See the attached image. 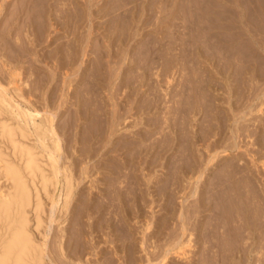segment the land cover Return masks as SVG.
Masks as SVG:
<instances>
[{
    "label": "rangeland",
    "instance_id": "1",
    "mask_svg": "<svg viewBox=\"0 0 264 264\" xmlns=\"http://www.w3.org/2000/svg\"><path fill=\"white\" fill-rule=\"evenodd\" d=\"M22 1L25 2L26 0H22ZM38 2H40V0H38ZM16 3H18V0H0V5H3L2 7H4L5 5L3 9H1L0 7V11H1L0 12V48H1L0 52L2 54H5V57H6L5 60L8 59L6 61H9L11 63V66H8V68L2 67L1 69V62H0V71H1L0 78L1 80H3L2 83L6 85L8 88H10V90L6 94L7 98L11 99L14 104L19 105L21 110L22 109L26 110L31 107H36L39 111L41 110L39 114L40 116L39 115L37 116L36 122H40V120L44 116H46V113L44 112V110H47V108L49 110H51L52 108V110L57 111V115L54 120L55 121L54 126L57 129L59 136H62L61 137L63 138L62 146H64L61 163L64 162L65 164H71L72 160L76 162V160L79 159V160H83L82 166L87 167L88 178H84V175L82 176L83 181L78 187L79 190L77 189V192L80 195L77 193V195L79 196H76V198L79 197L80 201H83V202L85 200L84 197L86 196L89 198H93V200H95L93 201L95 202V206L98 205L96 202L98 203L100 202L102 204L106 203L107 208H106V205L104 204L103 205L104 207L102 206L100 207L101 209L99 208L100 210L98 209V206L96 207V209L94 208L92 210V211L95 210L94 211L95 214L94 212H92L91 214V211H90V214L88 212L87 215L91 219H88L87 215L83 217L82 219L83 224H81V226L82 225L84 226L83 229H84V232H86L83 235L85 234L88 235V236L85 235L86 237L83 236L84 239H81L84 242V244H86V246H89L88 240L91 238L89 233L92 232L93 229L91 226L96 220L97 222L101 221L100 223L102 224V222H104V219L106 218L112 219L114 217V219L112 220L115 221L117 219H120L119 218L120 213L121 215H123L122 213H125L126 208L127 210H130V211L132 210V212L129 211L130 218L128 217V220H130L129 222L132 227L131 231L134 232L133 234L135 238L137 239L140 238L139 231L141 230V226L143 222L142 220V222L137 223L138 218L136 216H139V214L143 213L142 215L144 219H146L147 223H151V229L152 230L154 229V232L156 233L154 237L149 239L147 244L148 245L151 244L152 247L163 246L164 244L166 245L172 244L175 236H178V237L179 235L181 236V232H180L181 230L179 229V222L177 219V214L180 211L181 206L182 207L186 206V208L184 207L187 210L186 216L191 215L190 217L191 219L187 217V222L189 220L187 231L185 232L181 240L187 241L189 237L188 234L193 233L191 237L193 238L192 243H191L193 247L186 248L187 250L186 252L188 253L189 260L193 261L194 264L196 263L197 264H211V263L212 264H216V263L226 264V261L228 264H237L236 259L238 260L242 253H243L242 257H245L244 255L248 257V258L245 257L244 259H242V264H244V262L245 264H251V263L253 264L254 261H255L254 264H264V250H263L264 249V239H263L264 233H262V236H261V233L259 236L257 235L256 241L259 243H257V245L254 244L252 247V249L254 250L258 249V250L256 252L255 251L250 252L249 251V249L251 248L250 244L252 243L250 242L251 239H249L250 230L249 229L241 230L242 228L239 227L240 225L239 223L241 222L237 223L239 219V213H240L239 208H237L238 206H236L235 203H232L231 204L232 206L230 205L231 207L228 205V208L227 209L225 208L223 210V215L221 216L222 219L221 218L217 219L218 214L222 213L218 211V208L217 210H215L216 208H213L216 213L212 210H207L204 208H203L204 210L202 211V208L199 209L198 207V200L196 201L197 196L190 197L191 195H189L190 193H188L190 192V189L192 188L191 184L188 183L186 176H183L185 174L180 172L181 170L179 168V165H176V164H180V167H181L182 165L185 164V161L186 163L187 161H190L191 157H194V158L196 157L195 159L198 162H200V164L202 165L207 160L206 158H208L211 155H215V152H216L217 153L216 156L217 157L219 156L218 158L216 157L217 160L215 158V160L213 161V163H215L216 165L214 167L210 166L209 169L211 171L209 172V176H206L207 180L203 182L202 184L200 183L201 186H199L203 190L202 191L199 188L200 191L204 192L203 197L208 198L207 194L209 193L211 188L214 187V185H211V184L214 183L213 179L216 175L215 173L218 171L217 172L218 174L221 171L229 170L227 173L229 174V177H232L231 179H233V181L238 179V182L240 181L241 185L245 184L244 186H241V188L242 187L244 188L243 192L245 193V195L246 196L249 195L248 196L249 198L251 196L255 197L253 200L255 202H251L252 205L248 200V203H247L249 204L248 210L250 212L251 211L256 212L254 214L259 213L261 216L259 214L258 215L262 217L261 219L264 221V146H263L264 145V142H263L264 141L263 139L264 138V93H263L264 92V0H49V3L51 4L50 18L53 19L55 23L56 22L58 23L54 24L53 26H50V23L46 21L47 18H45L47 26L45 25V22L42 23L45 27L43 29L45 30V32L44 33L42 32L44 35H42V33L39 32V34L41 33V36L40 35L39 36L42 39H41V42L38 44V46H35L36 43H34V45H31L32 43L30 42V39L34 37V35H32L30 32L32 31V28L28 29L24 25L30 22V20H32L33 17H34L33 20H36V18L38 21L39 19H42L40 21L44 20V18H39L38 16L39 14L37 12L39 8L35 9V11L32 12V13H35L36 15L35 14L33 15L32 13L31 15L29 12V15L31 16L28 17V13H27L28 5L24 4L23 2L22 3L20 2L23 5L22 7V5H19ZM19 6H21V10ZM15 9L17 11L16 13L18 15V18H16ZM23 11L26 13H23ZM24 16L26 19L24 18ZM33 22H37V21H33ZM6 26H9V27H6ZM3 28L6 30L4 31ZM5 42H9L11 44L13 43L14 45L17 44L19 55H20L18 58V61L13 57L15 55L14 52L4 47ZM57 45L60 48V50L65 51V52H70L75 47L79 49L80 53H79L78 61L79 60L80 61L79 62L77 61L75 63L76 65L74 64L73 67L64 66L65 68L63 67L60 69L59 66L57 65L58 62L55 58H50V60L48 59L49 52L52 51L55 47H57ZM69 45L71 46L69 47ZM83 46L86 47L85 53L82 50ZM26 47H28V49H26ZM80 48H81V51H80ZM113 54H116V55L114 56ZM44 55H46V58L44 60L45 62L37 61L39 59L41 60L42 57L40 56H44ZM111 55H113L115 58L110 57ZM242 55L244 56V58ZM97 56H100V57L102 56L100 58L101 60L100 63L102 65V68L103 67L104 68L102 69L103 73L100 76V78H96V80L97 79L101 80L102 78L101 84L97 83L95 85H98V86H95V85L93 86V84H91V81H93L94 79L93 77H90V75L94 71V67H97L96 65L99 64V61L98 62L96 61ZM172 59H174V61ZM13 65H15L17 72L19 74L18 79H20L18 82V85L21 86V91L18 93L19 97H16V93L13 92L15 84L13 83L9 84L11 81L15 82L13 79L10 78L11 75L9 74V70H8L9 67H13ZM144 65L147 67H145ZM38 66L42 67L40 73L37 72L36 70ZM48 67H50V69ZM80 67L81 69L78 72V74L81 71L85 70L84 77L85 79H87L85 81V79L83 78V80L80 81V83L83 82L81 84L79 82L77 83L79 76L76 75V73H74ZM113 69L115 70V72H113L114 71ZM50 71H52V73L54 71V73L57 74L56 75L57 77L55 76L56 78L53 82H51L52 73L50 74ZM65 71L66 73L70 72L73 75L69 73V77L67 78L69 80H66L67 83L65 85L68 88L66 86L64 88H61V78L62 76H65L66 74ZM38 74L39 76H43V77L47 76L48 77L47 79H49L50 77V80H47L46 84H44V87L40 89L37 88V84H36V76ZM70 75L73 77H71ZM87 82L89 83V86ZM112 82L115 84L116 94L114 95L115 98L111 99L109 95L110 94L109 85ZM34 84L36 85V87L34 86ZM84 84L85 86H88L89 88L88 87L83 88ZM83 89L85 90V92ZM37 90H38V93L36 92ZM90 91L91 92L97 91V92L91 93ZM79 92L82 93L83 96L84 94L85 96H87L86 93L88 94L90 92L87 97H89V95L91 94L92 95L94 94L93 95L94 97L91 95L92 97L91 99L83 98V100H85V102H88L90 104H91V101L93 102L94 100V103L90 105V109L92 108L91 110L93 109L95 110L96 108V110H100L98 111V113L102 112L101 114H104L101 118L103 120L102 125L103 126L105 125L104 126L105 130H107L106 127L108 126V124L106 126L105 123L106 122L109 123L112 112H116L115 113L116 118H115V123H114L115 126H113L114 131H115V134L113 135V140L116 141V139L118 140L120 138L119 140L123 142L124 140L132 138L133 140L129 139L128 141L136 142L137 146H139L140 144L142 148L150 146L147 151L143 152L142 158H140L139 161L144 162L145 160H147V161L154 163L153 165H151L149 168H146L145 164H143L144 166L143 165L141 166V163L140 164H138L139 162L136 163L137 162L136 160L135 162H131L132 163L131 164L127 157L128 162H129L128 165L126 166L127 169L125 168L123 169V171H121V172H125L128 175H131L133 172H135L134 174L138 173L137 174L138 178L137 176L135 177L138 180L139 184L141 181V180L139 181V179L140 177L142 179L144 174L146 175L145 179H147V177L149 176L151 177V181L152 180L153 181L149 182L148 188H147V185L145 186L146 188L144 189H143V185L140 187V189L144 191L148 190L147 192L143 191V194L146 197L145 198L146 202H144L141 199L138 200V203L135 201L133 202L134 197H132V195L134 192L132 193L130 192V190L135 191L136 188L139 187V184L135 182V178L133 179V177L125 175L124 173L119 174L120 175V176L118 175L119 177L116 175V178L117 177L118 178L116 181H114L116 179L114 178L113 183L114 185L115 184L117 185V186L115 185L116 191H120V189L122 188L121 191H125L126 193H132V195L128 194L129 195L128 198L130 196L131 197L129 199L127 198L128 200H130V201L127 200L128 201L127 207H123L121 204H119L118 201H117L118 203L116 202L113 203L115 205H110L107 203L108 200H106L107 199L106 197H104L105 200L103 199L104 201H102V197L99 198V196H97L99 189L97 188L98 189L97 190L95 188L96 186L91 188L92 186L90 182L91 180L97 181L96 179H99L98 183L99 185L101 184V179H100L102 178L101 175L105 173L103 168L106 169V165L110 164L111 159L122 161V158L120 159V157H124V156L126 157L127 155L131 156V154L136 153V151L135 149L132 148L133 151L130 149V150H125L124 153L122 154H120L119 152H118L119 154L112 153L113 155L110 154L111 152H108L106 155H103L104 157H102V154L108 148H110L113 144L112 141L108 143V140H109L108 138L106 141V137L108 136L105 132V135L103 134L102 138H99V140L103 139V141L102 140H101L102 142L96 141L97 143L99 142V144L95 145L94 147L99 148L101 145L106 143V145L105 144L104 145L107 146L106 147L107 149L100 148L99 150L100 154L98 156H94L91 158H83L81 155H79L82 152V150L86 147L85 145H83V143L86 140V138L88 139L89 137V134H90L89 129H92L91 131H93V128H95L94 123L91 120L92 118L87 117L83 119L82 121L77 120V122H74L73 120L75 124L71 122L72 119L75 117V113H76L75 111H77V108H78V106L76 107V99L74 98L77 96ZM80 93L78 95H81ZM153 98L154 99L157 98V99L154 100ZM63 100L64 102H62ZM143 103L145 106H143ZM138 105L140 106L138 107ZM258 109L259 110L261 109V111H259ZM118 116H120V118H117ZM105 119L106 121L104 122ZM155 122L156 124H154ZM91 124L93 125L91 126ZM85 128H89V129L87 130ZM104 136H106L105 140L103 138ZM146 138L147 140L144 142ZM153 139L155 140L157 139V140L155 141ZM165 139L167 140V142ZM170 141H171V144L169 143ZM177 141H179V144ZM257 142L260 143V145ZM161 143L162 144L164 143V144L162 145ZM210 143L212 146V150H211V147H208ZM226 143L229 144V146ZM159 144L161 145V147ZM168 144L171 148H167ZM175 144L179 146H176ZM224 145L225 146L227 145L226 146L227 148ZM186 146L187 147L189 146L188 149H191V150H187ZM220 146L222 148H220ZM224 149L226 150V152L223 151ZM207 150L210 152H208ZM163 151H165V153ZM187 151H189L190 153L193 152L192 155L190 154L188 155ZM158 153H161V154H158ZM67 156L69 157L68 159H67ZM166 158L167 159L169 158L170 161L167 160ZM171 161L173 164L170 165ZM135 163L137 165H134ZM162 163L166 166L168 165L170 166L168 167L164 166L165 168H163ZM98 164L99 165L102 164L103 170H98L96 168ZM133 166H136V167L134 168ZM231 166H234L236 169L234 168L233 170V167ZM137 168L140 170H138ZM142 168L143 169L146 168L145 169L146 172L141 171ZM132 169H134L133 172H132ZM129 170H131V172H129ZM171 170H174V171L172 172ZM176 170L179 171V173ZM226 171L223 172L222 174L223 176L227 175L226 176L227 178L228 174L226 173ZM169 172L171 173L169 174ZM172 173H174L175 175H172ZM77 174H79L78 170L76 171V175ZM176 174L178 175V179L177 177H175L177 176ZM124 175L126 179H124L125 178ZM127 176L130 178V180ZM239 178H241L242 180ZM243 179L244 180L246 179V180L244 181ZM121 180L123 181L126 180L125 181L126 185H124L125 182ZM175 180L178 182H175ZM208 180L209 182L211 181L212 183L210 182L211 183L210 184ZM161 181H163V183ZM250 181L252 182V184ZM127 182H129L130 185ZM142 182L141 184H143ZM153 182H156L157 186L154 185ZM98 183L95 182V184L97 185ZM135 183L138 184V186ZM206 183L208 186L206 185ZM177 185L178 187H176ZM184 188L185 190H183ZM178 192L179 194H177ZM95 193L97 194L94 195ZM230 194H233V193L230 192ZM74 201H73L74 204L78 205L77 206V209H78V207L80 206L78 204L79 202L76 200ZM145 204L146 206H144ZM137 205L143 206V207H139L143 209H141V211H138L140 209H138ZM44 206H45L44 207V210H45L44 220L46 224L47 214L49 212V207H48L49 201L48 200H45ZM234 206L236 207L238 211L234 210L235 208ZM251 207L253 209H251ZM107 209L109 210V212ZM232 209L235 211L237 215L234 213ZM74 210L75 209H73V211ZM119 210H120V213H119ZM230 210L233 212H231ZM259 210L261 213L259 212ZM233 214L235 215L233 216ZM67 217L69 218L70 216H67ZM58 218H60V221L61 220L64 221L65 219V222L63 224H60L59 223L60 221L51 223V232L48 236L47 251H46L47 256H48L46 257L48 264H52V262L50 263L49 261V257H52L53 255L56 256L54 252L55 247H56L55 236H57L58 234V231L60 229L59 227H65V225H68V223L72 221L73 223L71 222L69 225L70 226L69 231L73 232L75 230L74 226H77V223L76 224L74 223L76 222V219H75L76 215L74 214H73V219L71 220L70 218L69 219L66 218V215H64V213L56 214V220H58ZM210 219H212L211 222H210ZM97 222L95 223L97 224ZM165 222L168 223L166 226L167 228L166 227L163 228V224ZM88 223H90L91 225ZM207 223L210 224L211 230L210 229L206 230L207 228L206 226H208L209 228V225ZM104 224L106 223L104 222ZM48 225L49 224L47 222V225L45 226H48ZM72 226L74 228H72ZM81 226H78L76 228H81ZM211 226L213 227V231H212ZM233 226H235L234 227L235 231L238 229L236 232L231 230V229H234ZM135 227H137V229ZM103 228L105 229L104 230L101 229V232L99 231L100 233L97 231L99 234V237L97 238V240L99 239V242H100L98 243V246L101 245L98 247L97 251H100V249H102V251H105L106 249L107 252H109L112 245L109 242L108 244L106 241H108V239L109 240L111 239L109 236V232H108L110 230L109 228H106V226H103ZM227 228L228 229L230 228V229L227 230ZM158 229L159 231L161 230L160 233L159 231H156ZM203 229L206 230V233ZM239 229H240V232L242 231V234L240 233V236H242V238L244 237L243 239L240 238L239 233L237 234ZM177 231L178 233H176ZM97 232H95L93 235L96 236ZM35 234L37 236L38 233L35 232ZM204 234H206L207 236ZM224 234L225 235L227 234V235L225 236ZM211 235L213 238L215 235V238L211 239ZM205 236L207 239L204 240ZM233 238L241 239V240L236 239L235 243L238 244V248L240 247V245L243 244L240 248L244 249L241 251L240 255L235 254V256L232 258V259H235V262L231 261L232 260L231 258H230V261L229 259L228 260L226 259L229 257V255H226V252H228L227 254H230L229 253L230 251H227V249L235 245L234 244L235 239L233 240ZM84 240H86V242L88 243H86ZM206 240L207 241L209 240V242H207ZM211 240L213 241V243ZM224 240L227 242H225ZM210 242L215 245H211ZM209 243L211 246H213L210 249H209L210 245L208 246ZM229 243L232 245H230ZM219 244H220V247H219ZM151 245H149V250L154 249V248H151ZM223 245H226L227 247ZM218 248H220L221 251H219L220 249ZM223 249L226 250V251L224 250L226 257L223 256L224 255L222 251ZM203 250L204 252L207 250V255L209 252L213 254H210L207 256L206 253L203 252ZM209 250H212V251H209ZM134 251L135 252L133 253V256L136 257L134 258H135V261L137 262L136 264H138V262L140 261V258H142L141 256L144 257V253L140 251L139 247L138 249L135 248ZM153 251L157 253L158 249H154ZM218 251L219 253L217 254ZM107 252L105 251V255L104 254L101 255V253H99L97 256H95L94 254H92L90 249H88L86 253L83 254L82 260L85 264H95V263L103 264L105 259L108 256L110 257V255H108ZM159 252L157 253L158 255H159ZM103 256H105L104 260H102ZM215 256L216 257L218 256L217 259ZM67 257L68 255L65 257H60L61 259L58 260L59 262L58 264H68V263L73 264L71 262L72 260L70 261V259ZM118 258L120 261L118 260ZM169 258H170L169 264H191V263H188L189 261L188 259H184L182 257L180 258L177 255L176 256L169 255ZM212 258L214 259L213 262H212ZM218 258L220 259V262ZM221 258L223 259V261L225 259L224 261L225 263H223V261L221 262L222 260ZM257 258L262 259V261L259 263L256 262V260H258ZM112 259H113L114 264L124 263L123 262L124 259L116 255H115V258H112ZM96 260L97 261L99 260V261L97 262ZM210 260H211V263H210ZM216 260L218 262H216Z\"/></svg>",
    "mask_w": 264,
    "mask_h": 264
},
{
    "label": "bare ground",
    "instance_id": "2",
    "mask_svg": "<svg viewBox=\"0 0 264 264\" xmlns=\"http://www.w3.org/2000/svg\"><path fill=\"white\" fill-rule=\"evenodd\" d=\"M23 2L24 4H27L28 5V17L31 16L32 14L34 15L35 13H32L33 11H35V9L39 8L38 10V16L39 18H44L43 21H40L42 19H39V21L37 20H33L34 17H33V21H37V22H33L32 20H30V22L26 23L24 26L27 27L28 29L29 28H32V31L31 34L34 35L33 38L30 39V42L32 43L31 45H34V43H36L35 46H38V44L41 42V39L40 36H41V33L45 32V30H43L45 27L42 23L45 22V25L47 26V23L46 21H48L50 23V26H53L54 24L58 23V22H54L53 19L50 18V7H51V4L49 3V0H40V2H38V0H26L25 2L22 1V0H18V3L16 4H19V5H22L21 3ZM3 3V2H2ZM14 4V3H13ZM82 4V3H81ZM3 5H0L1 9H3L5 7H2ZM10 6V5H9ZM17 6V5H16ZM55 6V5H54ZM20 7V10H21V6ZM23 7V5H22ZM27 7V6H26ZM14 8V7H13ZM16 8V7H15ZM56 8V7H55ZM75 8V7H74ZM52 10V9H51ZM11 11V10H10ZM26 11V10H24ZM23 13H26L24 12ZM37 11V10H36ZM62 11V10H61ZM81 11V10H80ZM1 12V11H0ZM16 9H15V13H16ZM19 12V11H18ZM29 12L31 15H29ZM65 12V11H64ZM72 12V11H71ZM70 12V13H71ZM12 14V13H11ZM72 14V13H71ZM74 14V13H73ZM14 15V14H13ZM25 15V14H24ZM36 15V14H35ZM62 15V14H61ZM75 15V14H74ZM36 16V17H38ZM56 16V15H55ZM59 17V16H58ZM16 18H18V15L16 13ZM25 18V16H24ZM45 18H47V20L45 21ZM60 18V17H59ZM62 18V16H61ZM65 18V17H64ZM26 19V18H25ZM22 20V19H21ZM57 20V19H56ZM61 20V19H60ZM58 21V20H57ZM63 21V20H62ZM72 21V20H71ZM75 21V20H74ZM79 21V20H78ZM83 21V20H82ZM85 21V20H84ZM41 22V23H40ZM9 23V22H8ZM11 23V22H10ZM36 23V24H35ZM67 23V22H66ZM70 23V22H69ZM77 24V23H76ZM85 24V23H84ZM21 25V24H20ZM58 25V24H57ZM64 25V24H63ZM13 26V25H12ZM37 26V27H36ZM65 26V25H64ZM6 27H9V26H6ZM77 27V26H76ZM18 28V27H17ZM20 28V27H19ZM24 28V27H23ZM70 28V27H69ZM4 29V28H3ZM55 29V28H54ZM60 29V28H59ZM6 29H4L5 31ZM22 32V31H20ZM39 32H41L39 34ZM42 33V35H44ZM17 35V34H16ZM40 35V36H39ZM57 35V34H56ZM83 35V34H82ZM246 35V34H245ZM81 36V35H80ZM77 37V36H76ZM21 38V37H20ZM51 38V37H50ZM45 39V37H44ZM49 42V41H48ZM73 42V41H72ZM83 42V41H82ZM123 42V41H122ZM206 42V41H205ZM18 43V42H16ZM78 44V43H77ZM93 44V43H92ZM209 44V43H208ZM49 45V44H48ZM26 46V45H25ZM71 45H69L70 47ZM76 46V45H75ZM85 46V45H84ZM83 46V47H84ZM208 46V45H207ZM4 47H6L7 49H10V51L14 52V58L18 61V58H19V50H18V47H17V44L14 45L13 43H9V42H5L4 44ZM20 47V46H19ZM82 47V50L84 51L85 53V48ZM98 47V46H97ZM222 47V46H221ZM3 48V47H2ZM79 48V47H78ZM140 48V47H139ZM145 48V47H144ZM1 49V48H0ZM20 49V48H19ZM24 49V48H23ZM22 49V50H23ZM26 49H28V47H26ZM96 49V48H95ZM137 49V48H136ZM143 49V48H142ZM3 50V49H2ZM88 50V49H87ZM90 50V49H89ZM248 50V49H247ZM246 50V51H247ZM5 51V49H4ZM9 51V50H8ZM9 51V52H10ZM25 51V50H24ZM80 51H81V48H80ZM99 51V50H98ZM108 51V50H107ZM112 51V50H111ZM129 51V50H128ZM145 51V50H144ZM243 51V50H242ZM28 52V51H27ZM93 52V51H92ZM97 52V51H96ZM102 52V51H101ZM24 53V52H23ZM79 49H77L76 47L74 49H72L70 52H65V51H62L60 50V48L58 47H55L52 51L49 52V60L50 58H55L58 62V66L59 68H63L64 66H70V67H73V65L78 61L79 59ZM98 53V52H97ZM114 53V52H113ZM137 53V52H136ZM83 54V53H82ZM96 54V53H94ZM99 54V53H98ZM103 54V53H101ZM112 54V52H111ZM127 54V53H126ZM197 54V53H196ZM249 54V53H248ZM252 54V53H251ZM12 55V54H11ZM88 55V54H87ZM110 55V54H108ZM114 56L116 54H113ZM113 55H111L110 57H114ZM129 55V54H128ZM246 55V53H245ZM118 56V55H117ZM132 56V55H131ZM243 56V55H242ZM42 57L41 60H37L39 62H45V58H46V55L44 56H40ZM82 57V56H81ZM80 57V58H81ZM84 57V56H83ZM102 57V56H101ZM100 56H97V62L99 61V64H97L96 66L97 67H94V71L91 73L90 77H93V81H91V84H93V86L97 83H100L101 84V81H102V78L101 80H96V78H100V76L102 75V65H101V58ZM5 54H2L0 52V62H1V69L2 67H7L8 66H11V63L9 61H6L8 59L5 60ZM8 58V57H7ZM115 58V57H114ZM211 58V57H210ZM244 58V56H243ZM11 59V58H10ZM33 59V58H32ZM132 59V58H131ZM134 59V58H133ZM138 59V58H137ZM143 59V58H142ZM209 59V58H208ZM15 60V61H16ZM52 60V59H51ZM121 60V59H119ZM127 60V59H126ZM147 60V59H146ZM174 61V59H172ZM20 61V60H19ZM30 61V60H29ZM47 61V60H46ZM80 61V60H79ZM78 61V62H79ZM84 61V60H83ZM141 61V60H140ZM145 61V60H143ZM207 61V59H206ZM248 61V60H247ZM12 62V61H11ZM103 62V61H102ZM116 62V61H115ZM129 62V61H128ZM16 63V62H15ZM18 63V62H17ZM36 63V62H35ZM34 63V64H35ZM54 63V62H53ZM109 63V62H108ZM107 63V64H108ZM137 63V61H136ZM154 63V62H153ZM13 64V63H12ZM22 64V63H21ZM79 64V63H78ZM94 64V63H93ZM96 64V63H95ZM146 64V63H145ZM16 65V64H15ZM15 65H13V67H9V74L11 75L10 78L13 79L15 82L11 81L9 84L13 83L15 84V87H14V90L13 92L16 93V97H19V92L21 91V86L18 85V82L20 79L19 78V74L17 72V69L15 67ZM76 65V64H75ZM83 65V64H82ZM110 65V64H109ZM35 66V65H34ZM113 66V65H112ZM119 66V65H118ZM145 66V65H144ZM149 66V65H148ZM151 66V65H150ZM168 66V65H167ZM178 66V65H177ZM120 67V66H119ZM147 67V66H145ZM50 69V67H48ZM47 68V69H48ZM58 68V67H57ZM65 68V67H64ZM150 68V67H149ZM171 68V67H170ZM173 68V67H172ZM41 69L42 67L41 66H38L36 68L37 72H41ZM46 69V68H45ZM55 69V68H54ZM81 67L77 69L76 72V75L79 76V79L77 81V83L80 81L83 80V78L85 79L84 75H85V70L84 71H81L79 74L78 72L80 71ZM144 69V68H143ZM52 70V69H51ZM59 70V69H58ZM90 70V69H89ZM114 70V69H113ZM146 70V69H145ZM34 71V70H33ZM69 71V70H68ZM106 71V70H105ZM166 71V70H165ZM1 72V71H0ZM7 72V71H6ZM64 72V71H63ZM62 72V73H63ZM71 72V70H70ZM69 72V73H70ZM115 72V70L113 71ZM20 73V72H19ZM52 73V71H50V74ZM59 73V72H57ZM66 73V71H65ZM68 73V72H67ZM65 74V76H62L61 78V88H64L66 85V80H69L67 79L69 77V73L68 74ZM112 73V72H111ZM170 73V72H169ZM72 74V73H70ZM7 75V74H6ZM46 75V74H45ZM57 74L52 73V78H51V82H53L55 80V78L57 77L56 76ZM59 75V74H58ZM64 75V74H63ZM73 75V74H72ZM176 75V74H175ZM3 76V75H2ZM56 76V77H55ZM71 76V75H70ZM131 76V75H129ZM167 76V75H165ZM60 77V76H59ZM73 77V76H71ZM70 77V78H71ZM77 77V76H76ZM75 77V78H76ZM87 77V75H86ZM103 77V76H102ZM111 77V76H110ZM138 77V76H136ZM135 77V78H136ZM142 77V76H141ZM164 77V76H163ZM9 78V77H8ZM48 77L45 76H39V74L36 76V84H37V88L40 89L42 87H44V84H46V81L47 80H50V77L49 79H47ZM107 78V77H106ZM58 79V78H57ZM90 79V78H89ZM124 79V78H123ZM130 79V77H129ZM133 79V78H132ZM131 79V80H132ZM137 79V78H136ZM167 79V78H166ZM74 80V79H73ZM87 79H85L86 81ZM3 80H1L0 78V264H48L47 262V259L46 257L47 256V240H48V236L51 232V223L52 222H56V221H60V218H58V220H56V214H63L66 215V218H68L67 216H70V220L73 219V214L76 215V222H74L75 224L77 223V226H73L75 227V230L73 232L69 231V225L70 223H68V225H65V227H59V231H58V234L57 236H55L56 238V247H55V255L56 256H52V257H49V261L50 263L52 262V264H58V260H60L61 258L60 257H65L68 255L67 258L70 259V261L73 263V264H85L82 260V256L84 253H86V251L88 249H90V251L92 252V254H94L95 256H97L99 253L104 254L105 255V251L107 252V250L105 249V251H102V249H100V251H97L98 250V247L101 246L99 245L98 246V243L99 242V239L97 240V238L99 237V234L98 232L100 231L101 232V229L104 230L105 228H103V226H106V228H109L110 231L109 232V236H110V240L108 239V241H106L107 243L109 242L112 247L111 249L109 250L108 255H110V257L108 256L105 261L103 262V264H114L113 263V259L112 258H115V255L120 257V258H123V264H136L137 262L135 261V256H133V253L135 252L134 249L138 247L140 248V251L142 253H144V257L141 256L142 258H140V261L138 262V264H169L170 263V258H169V255H177L178 257H182L184 259H188L189 260V256H188V253L186 252V248H192L193 246L191 245L192 243V240L193 238L192 237V234L193 233H190L188 234V240L187 241H182V237L184 236L185 232L187 231V226H188V222H187V217H191L190 216H186L187 214V210L185 209L186 206L182 207L181 206V209L180 211L178 212L177 214V219H178V222H179V229L181 230V236L179 235L178 236H175L174 238V241L172 244H169V245H166L164 244L163 246H158V247H152L151 244V248H154V249H158V252H159V255L153 251V250H149V245L147 244L149 239L154 237L155 236V232H154V229L152 230L151 229V223H147L146 219H144L143 217V213L142 214H139V216H136L138 218V222H142V226H141V230L139 231V235H140V238H135L134 236V232L131 231V225H130V220H128V217H129V211L130 210H127V208L125 209V213H122L123 215H121L120 213V210H119V213H120V219H117V220H112L114 219V217L112 219L110 218H106L104 219V222L106 224H104V222H102V224L100 222H97V220L95 222H97V224L94 223L92 224V232L89 233L90 235V239L88 240V242H86V240H84L86 243H88L89 246H86V244H84V242L81 240V239H84L83 236H88L87 234L83 235L84 233V226L82 227L81 224L82 223V219L85 215L90 214V211H91V214L92 211L94 208L96 209V207L98 206V209L100 207H102L104 204L106 205V203L102 204V203H98L96 202L98 205L95 206V200H93V198H89V197H84V202L83 201H80L79 197L76 198V196H79L80 194L77 192V189L78 187L80 186L81 182L83 181V175H84V178H88V172H87V167H83L82 166V161L83 160H76V162L74 160H72V163L71 164H65L64 162L61 163V160H62V154H63V147L62 146V139L61 138L62 136H59V133L57 131V129L55 128L54 126V120H55V117L57 115V111L55 110H49L47 108V110H44V112L46 113V116H44L40 122H36V119H37V116L40 114V111L36 108V107H31V108H28L26 110H21L20 109V106L19 105H16L12 102L11 99L7 98V92L10 90V88H8L6 85H4L2 83ZM89 81V80H88ZM118 81V80H117ZM69 82V81H68ZM107 82V81H106ZM169 82V81H168ZM167 82V83H168ZM206 82V81H205ZM50 83V82H49ZM48 83V84H49ZM71 83V82H70ZM83 83V82H81ZM80 83V84H81ZM88 83V82H87ZM127 83V82H126ZM137 83V82H135ZM145 83V82H144ZM171 83V82H170ZM169 83V85H170ZM7 84V85H9ZM30 84V83H29ZM79 84V85H80ZM52 85V84H51ZM50 85V86H51ZM107 85V84H106ZM133 85V84H132ZM147 85V84H146ZM145 85V86H146ZM209 85V84H208ZM31 86V85H30ZM34 86L36 87V85L34 84ZM88 86H89V83H88ZM88 86H83L84 87H88ZM95 86H98V85H95ZM102 86V85H101ZM118 86V85H117ZM136 86V85H135ZM32 87V86H31ZM57 87V86H56ZM55 87V88H56ZM67 87V86H66ZM68 88V87H67ZM89 88V87H88ZM99 88V87H98ZM80 89V88H79ZM78 89V91H79ZM82 89V87H81ZM115 84L112 82L110 85H109V95L112 98H115L114 95L116 94L115 93ZM169 89V88H168ZM49 90V89H48ZM84 90V89H83ZM82 90V91H83ZM92 90V89H91ZM104 90V89H103ZM53 91V90H52ZM77 91V92H78ZM81 91V90H80ZM89 91V90H88ZM12 92V93H13ZM38 93V90L36 91ZM85 92V90H84ZM87 92V91H86ZM91 92V91H90ZM89 92V93H90ZM97 91L95 92H91V93H96ZM120 92V91H118ZM165 92V91H164ZM169 92V91H168ZM171 92V91H170ZM32 93V92H31ZM75 93V92H74ZM80 93V92H79ZM78 93V94H79ZM88 93V94H89ZM167 93V92H166ZM264 93V92H263ZM21 94V93H20ZM47 94V93H45ZM77 94V93H76ZM74 98L76 99V107L78 106L77 108V111H75V117L73 118L71 115V117L73 118L71 122H77V120H83L85 118H92L91 120L93 121L94 123V127L93 128V131H91L92 129H89V128H85V129H89L90 130V134H89V137L88 139L86 138V140L84 141L83 145H85L84 149L82 150V152L79 154L81 155L83 158H91V157H94V156H98L100 153H99V150L100 148H106L107 146L106 143H102L103 145H101L99 148H96L94 147L95 145L99 144V142L97 143L96 141H103V139L99 140V138H102V135L104 134L105 135V132L107 134L108 137L104 136V140H105V137H106V141H107V138L109 139L108 140V143L110 141L113 142L112 146L110 148H106L107 150L102 154V157H104L103 155H106L108 152H111L110 154L112 153H124L125 150H132L135 149L136 153L134 154H131L130 155H127L126 157H120V159L122 158V161H117V160H114V159H111L110 161V164L106 165V169L102 167V164H98V166L96 167L98 170H103L105 171L104 174H102L101 172V176L102 178L101 179V184L99 185V179H96L97 181L95 180H91V188H93L94 186H96L95 188L99 189L98 191V195L99 198L102 197V201H104V197H106L108 200V204L110 205H115L113 204L114 202L121 204L123 207H127L128 205V194L132 195V197H134V200L133 202H137L138 203V200L141 199L143 200L144 202L145 201V195L143 194V191L142 189H140V187L143 185V189L146 188L145 186L147 185V188H148V184L149 182H152L151 181V177H147L146 178V175L144 174L143 175V178L139 179L140 181V184L138 183V180L136 179L135 176H137V174H134L135 172H133L134 169H132V176L131 175H128L126 174L125 172H121L123 171V169L126 168V166L128 165V159L131 162H135V160L137 161L136 163L140 164L141 163V166L143 164H145V167L146 168H149L151 165H153L154 163L150 162V161H147V160H143L144 162H141L139 161L140 158H142V154L144 151H147L148 148L150 146H147L148 147H141V144L139 146H137V143L136 142H129L128 140L130 139H127V140H124L123 142H121L119 139L116 141L113 140V135L115 134V131H114V123H115V118H116V112H112L111 114V118H110V121L109 123H105L106 126L108 124V126L106 127L107 130L104 129V126L102 125L103 123V120H102V116L104 114H101V113H98V111L100 110H91L90 109V105L92 103H94V100L93 102L91 101V104L88 103V102H85V100H83V98H92L91 95L88 96V94L86 93L87 96H84L82 95V93H80L81 95H78ZM139 94V93H138ZM262 94V93H261ZM32 95V94H31ZM68 95V94H67ZM94 95V94H93ZM92 95V96H93ZM251 95V94H250ZM42 96V95H41ZM45 96V95H44ZM97 96V95H96ZM95 96V97H96ZM94 97V96H93ZM172 97V96H171ZM12 98V97H11ZM51 98V97H50ZM67 98V97H66ZM166 98V97H165ZM13 99V98H12ZM48 99V97H47ZM61 99V97H60ZM65 99V98H63ZM89 99V100H90ZM154 99V98H153ZM157 99V98H155ZM154 99V100H155ZM71 100V99H70ZM73 100V99H72ZM96 100V99H95ZM66 101V100H65ZM88 101V100H87ZM115 101V100H114ZM146 101V100H145ZM150 101V99H149ZM15 102V101H14ZM22 102V101H21ZM64 102V100L62 101ZM67 102V101H66ZM72 102V101H71ZM75 102V101H74ZM104 102V101H103ZM142 102V101H141ZM140 102V104H141ZM99 103V101H98ZM105 103V102H104ZM197 103V102H196ZM64 104V103H63ZM61 104V105H63ZM74 104V103H73ZM137 104V103H136ZM153 104V103H152ZM155 104V103H154ZM94 105V104H93ZM55 106V105H54ZM106 106V105H105ZM116 106V105H115ZM136 106V105H135ZM140 105H138L139 107ZM143 106L144 103H143ZM202 106V105H201ZM60 107V106H59ZM92 107V106H91ZM96 107V106H95ZM102 107V106H101ZM142 107V106H141ZM149 107V106H147ZM43 108V107H42ZM50 108V107H49ZM58 108V106H57ZM106 108V107H105ZM238 108V107H237ZM100 109V108H99ZM58 110V109H57ZM114 110V109H113ZM117 110V109H116ZM259 110V109H258ZM234 111V110H233ZM251 111V110H250ZM261 111V109L259 110ZM43 112V111H42ZM128 112V111H127ZM140 112V111H139ZM190 112V111H189ZM193 112V111H192ZM44 113V114H45ZM59 113V112H58ZM74 113V112H73ZM119 113V111H118ZM117 113V114H118ZM129 113V112H128ZM146 113V112H145ZM70 114V113H69ZM236 114V113H235ZM149 115V114H148ZM244 115V114H243ZM242 115V116H243ZM40 116V115H39ZM108 116V115H107ZM121 116V115H120ZM120 116H118L117 118H120ZM225 116V115H224ZM69 117V116H68ZM105 117V116H104ZM129 117V116H128ZM220 117V116H219ZM238 117V116H237ZM70 118V117H69ZM167 118V117H166ZM169 119V118H168ZM171 119V118H170ZM225 119V118H224ZM158 120V119H157ZM173 120V119H172ZM86 121V120H85ZM89 121V120H88ZM106 121V119L104 120V122ZM108 121V120H107ZM119 121V120H118ZM155 121V120H154ZM163 121V120H161ZM211 121V120H209ZM69 122V121H68ZM67 122V123H68ZM73 122V123H74ZM238 122V121H237ZM153 123V122H152ZM172 123V122H171ZM185 123V122H184ZM75 124V123H74ZM97 126H96V125ZM118 124V123H117ZM156 124V122L154 123ZM165 124V123H164ZM183 124V123H182ZM69 125V124H68ZM72 125V123H71ZM70 125V126H71ZM93 124H91L92 126ZM158 125V124H157ZM169 125V124H168ZM167 125V126H168ZM211 125V124H210ZM64 126V125H63ZM66 126V125H65ZM90 127V126H89ZM229 128V127H228ZM62 129V128H61ZM172 129V128H171ZM183 129V128H182ZM206 129V128H205ZM210 129V128H209ZM234 129V128H233ZM237 129V128H236ZM235 129V130H236ZM59 130V129H58ZM75 130V129H74ZM186 130V129H185ZM219 130V128H218ZM86 131V130H85ZM246 131V130H245ZM79 132V131H78ZM88 132V131H87ZM174 132V131H173ZM188 132V131H187ZM248 132V131H247ZM215 133V132H214ZM235 133V132H234ZM81 134V133H80ZM148 134V133H146ZM220 134V133H219ZM248 134V133H247ZM86 135V134H85ZM142 135V134H141ZM140 135V136H141ZM189 135V134H188ZM211 135V134H210ZM235 135V134H234ZM64 136V135H63ZM97 136V137H96ZM146 136V135H145ZM169 136V135H168ZM172 136V135H171ZM209 136V135H208ZM227 136V134H226ZM239 136V135H238ZM84 137V136H83ZM86 137V136H85ZM147 137V136H146ZM177 137V136H176ZM183 137V136H182ZM205 137V136H204ZM210 137V136H209ZM215 137V136H214ZM224 137V136H223ZM141 138V137H140ZM138 138V139H140ZM144 138V137H142ZM172 138V137H171ZM170 138V140H171ZM174 138V137H173ZM193 138V136H192ZM260 138V137H259ZM132 139V138H131ZM130 139V140H131ZM150 139V138H149ZM201 139V138H200ZM208 139V138H207ZM211 139V138H210ZM225 139V138H223ZM231 139V138H230ZM264 139V138H263ZM67 140V139H66ZM79 140V139H78ZM83 140V139H82ZM133 140V139H132ZM143 140V139H142ZM141 140V141H142ZM147 140V138L144 140V142ZM155 140V139H153ZM157 140V139H156ZM155 140V141H156ZM162 140V139H161ZM166 140V139H165ZM169 140V138H168ZM176 140V139H175ZM188 140V139H187ZM232 140V139H231ZM81 141V140H80ZM101 141V142H102ZM105 141V142H106ZM136 141V140H135ZM138 141V140H137ZM203 141V140H202ZM201 141V142H202ZM224 141V140H223ZM222 141V142H223ZM228 141V140H227ZM143 142V141H142ZM160 142V141H159ZM167 142V140H166ZM165 142V143H166ZM176 142V141H175ZM178 144H179V141H177ZM194 142V141H193ZM264 142V141H263ZM107 143V144H108ZM141 143V142H140ZM147 143V142H146ZM152 143V142H151ZM171 144V141L169 142ZM258 143V142H257ZM68 144V143H67ZM74 144V142H73ZM78 144V143H77ZM155 144V143H154ZM162 144V143H161ZM164 144V143H163ZM162 144V145H163ZM227 144V143H226ZM236 144V142H235ZM260 145V143H258ZM82 145V146H83ZM160 145V144H159ZM166 145V144H165ZM176 145V144H175ZM203 145V144H202ZM205 145V144H204ZM222 145V144H220ZM229 146V144H227ZM226 145V146H227ZM232 145V144H231ZM73 146V145H72ZM81 146V145H80ZM144 146V145H143ZM168 147L167 148H171L169 146V144L167 145ZM176 146H179V145H176ZM192 146V145H191ZM190 146V147H191ZM206 146V145H205ZM225 146V145H224ZM225 146V147H226ZM264 146V145H263ZM71 147V146H70ZM159 147V146H158ZM161 147V145H160ZM164 147V146H163ZM187 147V146H186ZM194 147V146H193ZM208 147H211V150H212V146H211V143L209 144ZM207 147V148H208ZM234 147V146H233ZM66 148V147H65ZM81 148V147H80ZM78 148V149H80ZM133 148V149H132ZM166 148V149H167ZM185 148V147H184ZM189 146L186 148L187 150H191V149H188ZM196 148V147H195ZM206 148V149H207ZM220 148H222L220 146ZM227 148V147H226ZM230 148V147H229ZM239 148V147H238ZM68 149V148H67ZM174 149V148H173ZM172 149V150H173ZM184 149V150H186ZM193 149V148H192ZM214 149V148H213ZM232 149V148H231ZM165 150V149H163ZM169 150V149H168ZM175 150V149H174ZM173 150V151H174ZM197 150V149H196ZM210 150V149H209ZM233 150V149H232ZM131 151V153H132ZM157 151V150H156ZM206 151V150H205ZM208 151V150H207ZM224 152H226V150L224 149L223 150ZM77 152V151H76ZM101 152V151H100ZM165 153V151H163ZM167 152V151H166ZM175 152V151H174ZM188 152V155H192V153H190L189 151ZM198 152V151H197ZM210 152V151H208ZM214 152V151H213ZM79 153V152H78ZM118 153V154H119ZM148 153V152H147ZM221 153V152H220ZM158 154H161V153H158ZM65 155V154H64ZM71 155V154H70ZM113 155V154H112ZM217 153L215 152V155H211L209 156L208 158H206L207 160L202 163L204 164H200V162H198L194 157H191L190 158V161H185V164L182 165L180 167V164H176V165H179V168H180V172H182V175L183 176H186L187 180H188V183L191 184V189H190V193L189 195H191L190 197L192 196H197V199L196 201L198 200V207L199 209L202 208V211L204 209H207V210H212L215 212V210H217L218 208V211L219 212H222L220 214H218V218H221V216L223 215V210L226 208H228V205L230 206L232 203H235L236 206H238L237 208H239V219L237 221L238 222H241L239 223V227L242 228L241 230H245V229H249L250 230V238L252 242L250 245H251V248H247L249 249L250 252L252 251H257L258 249L254 250L252 249L253 245L259 242L256 241L257 239V235L259 236L260 233H261V236H262V233H264V221L261 219L262 217H260L258 214H254L256 212H253V211H249L248 210V206L249 204L248 203V200L249 202H255L253 201L255 197H252L251 194H250V198L248 196L245 195V193L243 192L244 188L242 189L241 186H244L245 184V180L243 181L244 185H241V182L239 181L238 182V179L234 180L231 179L232 177H229V174L227 173L228 171H226V173L228 174V177L226 178V176H223V172L225 171H221L220 173L217 174V172L215 173V177H214V183L211 184L208 180V182L211 184V185H214L213 188H211V190L209 191V193L207 194L208 195V198H205L203 197V193L202 192L203 190L199 187L201 186V184L203 182H205L207 180V177L206 176H209V172L211 171L209 168L210 166L211 167H214L216 164L213 163V161L215 160V158L217 157L216 156ZM227 155V154H226ZM69 156V155H68ZM67 156V159L69 158ZM101 156V155H100ZM110 156V155H109ZM115 156V155H114ZM113 156V157H114ZM117 156V155H116ZM122 156V155H121ZM171 156V155H170ZM198 156V155H196ZM78 157V156H77ZM119 157V155H118ZM128 157V159H127ZM188 157V159H189ZM200 157V156H199ZM204 157V156H203ZM219 157V156H218ZM217 157V158H218ZM111 158V157H110ZM144 158V157H143ZM160 158V157H158ZM201 158V157H200ZM199 158V159H200ZM216 158V160H217ZM81 159V158H80ZM103 159V158H102ZM101 159V160H102ZM117 159V158H116ZM167 159V158H166ZM105 160V159H104ZM153 160V159H152ZM169 160V158L167 159ZM185 160V159H184ZM220 160V158H219ZM98 161V160H97ZM170 161V160H169ZM175 161V160H174ZM200 161V160H199ZM102 162V161H100ZM98 162V163H100ZM166 162V160H165ZM164 162V163H165ZM184 162V161H183ZM70 163V162H69ZM84 163V162H83ZM86 163V161H85ZM134 164V165H137V164ZM159 163V162H158ZM170 163V162H168ZM181 163V162H180ZM213 163V165H212ZM217 163V162H216ZM132 164V163H131ZM130 164V165H131ZM167 164V162H166ZM173 164L172 161L170 163V165ZM230 164V163H229ZM97 165V164H96ZM157 165V164H156ZM163 168H165L163 163ZM168 165V166H170ZM175 165V164H174ZM201 165V166H200ZM204 165V166H203ZM226 165V164H225ZM231 165V164H230ZM233 165V164H232ZM72 166V167H71ZM144 166V165H143ZM158 166V165H157ZM166 166V167H168ZM134 168L136 166H133ZM140 167V165H139ZM173 167V166H172ZM175 167V166H174ZM227 167V166H226ZM233 167V170H234V166H231ZM92 168V167H91ZM103 168V169H102ZM132 168V167H131ZM130 168V169H131ZM146 168H142L141 171H145ZM171 168V167H169ZM127 169V168H126ZM138 169V168H137ZM136 169V170H137ZM173 169V168H172ZM212 169V168H211ZM220 169V168H219ZM224 169V168H223ZM226 169V168H225ZM236 169V168H235ZM78 170L79 174L76 175V171ZM89 170V169H88ZM140 170V169H138ZM137 170V171H138ZM151 170V169H150ZM170 170V169H169ZM175 170V169H174ZM174 170H171L172 172ZM179 170V169H177ZM176 170V171H177ZM222 170V169H221ZM241 171V170H240ZM121 172V173H120ZM129 172H131V170H129ZM146 172V171H145ZM149 172V171H147ZM179 173V171H177ZM124 173L125 175H128L130 177H133V179L135 178V182L139 184V187L136 188V190H130V192L132 193H126L125 191H116V186L114 185L113 183V179L116 178V175L118 176L119 174H122ZM168 173V172H167ZM171 172H169L170 174ZM177 173V174H178ZM235 173V172H234ZM247 173V172H246ZM93 174V173H92ZM148 174V173H147ZM176 174V175H177ZM124 175V177H125ZM172 175H175L174 173H172ZM232 175V174H231ZM234 175V174H233ZM245 175V174H243ZM120 176V175H119ZM118 176V177H119ZM127 176V177H128ZM241 176V175H239ZM90 177V176H89ZM117 177V178H118ZM123 177V176H122ZM173 177V176H172ZM177 177L178 179V175L175 176ZM174 177V179H175ZM250 177V175H249ZM117 178L114 180L116 181ZM121 178V177H120ZM129 178V177H128ZM138 178V176H137ZM213 178V177H212ZM236 178V177H235ZM245 178V177H244ZM126 179V177L124 178ZM184 179V178H183ZM182 179V180H183ZM241 179V178H239ZM130 180V178H129ZM162 180V179H161ZM181 180V179H180ZM192 180V181H191ZM194 180V181H193ZM242 180V179H241ZM123 181V180H121ZM120 181V182H121ZM126 181V180H125ZM123 181V182H125ZM143 181V182H142ZM165 181V180H163ZM163 181H161L163 183ZM186 181V179H185ZM248 181V180H247ZM95 182L98 183L95 184ZM103 182V183H102ZM134 182V181H133ZM141 182L143 184H141ZM160 182V181H159ZM175 182H178L175 180ZM251 182V181H250ZM122 183V182H121ZM129 185L130 183L127 182ZM132 183V182H131ZM135 183V184H136ZM154 185H156V182H153ZM187 183V184H188ZM201 183V184H200ZM123 184V183H122ZM133 184V183H132ZM138 184H136L138 186ZM152 184V183H151ZM186 184V186H187ZM200 184V185H199ZM209 184V186H210ZM252 184V182H251ZM126 185V182L125 184ZM166 185V184H165ZM168 185V184H167ZM172 185V184H171ZM207 185V183H206ZM157 186V185H156ZM169 186V185H168ZM208 186V185H207ZM102 187V188H101ZM121 187V186H120ZM118 187V188H120ZM129 187V186H127ZM125 187V188H127ZM132 187V185H131ZM160 187V186H159ZM178 187V185L176 186ZM212 187V186H211ZM253 187V185H252ZM256 187V185H255ZM124 188V187H123ZM135 188V187H134ZM132 188V189H134ZM155 188V187H154ZM183 188V186H182ZM202 191H200V189ZM207 188V187H205ZM204 188V189H205ZM251 188V187H250ZM97 189V190H98ZM131 189V188H130ZM159 189V188H158ZM171 189V188H170ZM187 189V188H186ZM242 189V190H241ZM79 190V189H78ZM163 190V188H162ZM165 190V189H164ZM185 190V188L183 189ZM182 190V191H183ZM209 190V189H208ZM249 190V189H248ZM129 191V190H127ZM146 191V190H145ZM144 191V192H145ZM148 191V190H147ZM146 191V192H147ZM155 191V190H154ZM160 191V190H159ZM189 191V190H187ZM205 191V190H204ZM207 191V189H206ZM205 191V192H206ZM254 191V190H252ZM94 192V191H93ZM233 193V194H230ZM246 192V190H245ZM77 193L79 195H77ZM187 193V194H188ZM249 193V192H248ZM97 193H95L94 195H96ZM179 194V192L177 193ZM183 194V193H182ZM92 195V193H91ZM93 195V196H94ZM150 195V194H149ZM92 196V197H93ZM151 196V195H150ZM82 197V195H81ZM184 197V196H183ZM128 198V199H127ZM144 198V199H143ZM151 198V197H150ZM155 198V197H154ZM186 198V196H185ZM258 198V197H257ZM262 198V197H261ZM95 199V198H94ZM104 199V200H103ZM133 199V198H132ZM131 199V200H132ZM161 199V197H160ZM45 200H48L49 201V212L47 214V219L46 221L48 222V226H45L47 225V222L45 224V220H44V214H45V210H44V205H45ZM74 200L78 201L77 203L80 205L77 209V204L75 205L74 204ZM82 200V199H81ZM97 200V198H96ZM128 200V201H127ZM140 200V202H141ZM186 200V199H185ZM184 200V201H185ZM261 200V199H259ZM74 201V202H73ZM99 201V200H98ZM101 201V199H100ZM118 201V202H117ZM127 202V203H126ZM188 202V201H187ZM193 202V201H192ZM132 203V202H131ZM157 203V202H156ZM183 203V202H182ZM194 203V202H193ZM230 203V204H229ZM258 203V202H257ZM102 204V205H101ZM153 204V203H152ZM117 205V204H116ZM120 205V206H121ZM132 205V204H131ZM197 205V204H196ZM252 205V203H251ZM254 205V203H253ZM109 206V205H108ZM136 206V205H135ZM138 206V211H141V209L143 208H139V207H143V206H140V205H137ZM146 206V204L144 205ZM157 206V205H156ZM232 206V205H231ZM230 206V207H231ZM104 207V206H103ZM112 207V206H110ZM148 207V206H147ZM196 207V206H195ZM235 207V206H234ZM106 208H107V205H106ZM109 208V207H108ZM204 208V209H203ZM213 208H216L215 210ZM233 208V207H232ZM73 209H75L73 211ZM101 209V208H100ZM99 209V210H100ZM151 209V208H150ZM198 209V208H197ZM251 209H253L251 207ZM250 209V210H251ZM106 210V209H105ZM108 210V209H107ZM112 210V208H111ZM173 210V209H172ZM192 210V209H191ZM196 210V208H195ZM233 210V209H232ZM234 210L236 211V207L234 208ZM233 210V211H234ZM257 210V209H256ZM98 211V210H96ZM115 211V210H113ZM118 211V210H117ZM134 211V210H133ZM168 211V210H166ZM190 211V210H189ZM188 211V213H189ZM198 211V210H197ZM200 211V210H199ZM228 211V210H227ZM231 211V210H230ZM231 211V212H233ZM234 211V213H235ZM238 211V210H237ZM255 211V210H254ZM73 212V213H72ZM106 212V211H105ZM109 212V210H108ZM132 212V210L130 211ZM192 212V211H191ZM230 212V213H231ZM253 212V213H252ZM260 212V210H259ZM117 213V212H116ZM118 213V214H119ZM200 213V212H199ZM212 213V212H211ZM216 213V212H215ZM261 213V212H260ZM68 214V215H67ZM95 214V212H94ZM108 214V213H107ZM110 214V213H109ZM134 214V212H133ZM131 214V215H133ZM236 214V213H235ZM233 214V216L235 215ZM98 215V214H97ZM105 215V214H104ZM114 215V214H113ZM174 215V214H173ZM237 215V214H236ZM61 216V215H60ZM116 216V215H115ZM146 216V215H145ZM88 219H91L89 218V216L87 215ZM112 217V216H111ZM196 217V216H195ZM216 217V216H214ZM232 217V216H231ZM230 217V218H231ZM68 218V219H69ZM97 218V217H95ZM117 218V217H116ZM115 218V219H116ZM130 218V217H129ZM134 218V217H133ZM146 218V217H145ZM148 218V217H147ZM194 218V217H193ZM227 218V217H226ZM229 218V217H228ZM64 219V218H63ZM74 219V220H75ZM100 219V218H99ZM135 219V218H134ZM149 219V218H148ZM191 219V218H190ZM216 219V218H215ZM214 219V220H215ZM216 219V220H217ZM222 219V218H221ZM225 219V218H224ZM69 220V221H70ZM158 220V219H157ZM209 220V219H208ZM99 221V220H98ZM161 221V220H160ZM173 221V219H172ZM212 221V219H210V222ZM236 221V219H235ZM234 221V222H235ZM65 222V219L64 221L61 220L59 223L60 224H63ZM67 222V221H66ZM84 222V221H83ZM135 222V220H134ZM206 222V221H204ZM203 222V223H204ZM216 222V221H215ZM219 222V221H218ZM225 222V221H224ZM229 222V221H228ZM243 222V223H242ZM73 223V222H72ZM156 223V222H155ZM236 223V224H237ZM90 224V223H88ZM104 224V225H103ZM167 222H165L163 224V228H165L167 226ZM197 224V223H196ZM209 225V228L208 226H206V230H209L210 229V224L207 223ZM206 224V225H207ZM216 224V223H215ZM214 224V226H215ZM221 224V223H220ZM91 225V224H90ZM137 225V224H136ZM159 225V224H158ZM198 225V224H197ZM204 225V224H203ZM72 226V228H74ZM78 226H81V228H76ZM213 226V225H212ZM211 226V227H212ZM217 226V225H216ZM224 226V225H222ZM237 226V225H236ZM178 227V226H177ZM200 227V226H199ZM220 227V226H219ZM228 227V225H227ZM232 227V226H231ZM230 227V228H231ZM235 226H233L234 228ZM238 227V228H239ZM245 227V228H244ZM90 228V227H89ZM88 228V229H89ZM137 229V227H135ZM158 228V227H157ZM156 228V229H157ZM167 228V227H166ZM170 228V227H169ZM229 228V229H230ZM172 229V228H171ZM224 229V228H223ZM227 228V230H229ZM189 230V229H188ZM192 230V229H191ZM204 230V229H203ZM206 230L205 233H206ZM211 230V229H210ZM215 230V229H214ZM225 230V229H224ZM233 231H235V228L234 229H231ZM238 230V229H237ZM236 230V231H237ZM98 231V232H97ZM135 231V230H134ZM156 231H159L156 230ZM161 231V230H160ZM159 231V233H160ZM167 231V230H166ZM171 231V230H170ZM212 231H213V227H212ZM226 231V230H225ZM232 231V232H233ZM235 231V232H236ZM35 232H37V236L35 234ZM95 232H97L96 234L98 235H93ZM99 232V233H100ZM191 232V231H190ZM208 232V231H207ZM231 232V231H230ZM136 233V232H135ZM162 233V232H161ZM167 233V232H166ZM170 233V232H169ZM178 233V231L176 232ZM189 233V232H188ZM209 233V232H208ZM211 233V232H210ZM227 233V232H226ZM234 233V232H233ZM239 233V236H240V233L242 234V231L240 232V229L239 231L237 232V234ZM55 234V233H54ZM105 234V233H104ZM180 234V233H179ZM232 234V233H231ZM236 234V235H237ZM53 235V234H52ZM107 235V234H106ZM105 235V236H106ZM165 235V234H163ZM177 235V234H176ZM206 235V234H204ZM225 235V234H224ZM223 235V236H224ZM227 235V234H226ZM225 235V236H226ZM233 235V234H232ZM85 236V237H86ZM207 236V235H206ZM205 236L204 240L207 239ZM210 236V235H208ZM230 236V234H229ZM228 236V237H229ZM238 236V237H239ZM247 236V235H246ZM82 237V238H81ZM89 238V237H88ZM210 238V237H209ZM212 235H211V239H212ZM214 238H215V235H214ZM213 238V239H214ZM226 238V237H225ZM224 238V239H225ZM240 238H242V236H240ZM244 238V237H243ZM242 238V239H243ZM260 238V237H259ZM54 239V238H53ZM159 239V238H158ZM170 239V238H169ZM219 239V238H218ZM229 239V238H228ZM235 239V240H234ZM236 239H239V238H233L234 240V246L230 247L227 249V251H230L229 253L230 254H227L228 252H226V255H229L228 258H226L227 260L229 259L230 261V258L232 259L235 254H241V251L244 250V249H241L240 247L243 245H240V247L238 248V244H236ZM264 239V237H263ZM106 240V239H104ZM166 240V239H165ZM241 240V239H239ZM246 240V239H245ZM101 241V239H100ZM207 241V240H206ZM212 241V240H211ZM216 241V239H215ZM225 241V240H224ZM231 241V239H230ZM261 241V240H260ZM103 242V241H102ZM105 242V243H106ZM203 242V241H202ZM205 242V241H204ZM209 242V240L207 241ZM227 242V241H225ZM241 242V241H239ZM108 243V244H109ZM153 243V242H152ZM156 243V242H155ZM211 243V242H210ZM210 243L208 244V246L210 245ZM213 243V241H212ZM211 245H215V244H212ZM215 243V242H214ZM233 243V242H231ZM246 243V242H245ZM261 243V242H260ZM107 244V245H108ZM217 244V243H216ZM226 244V243H225ZM230 244V243H229ZM241 244V243H239ZM248 244V243H247ZM263 244V243H262ZM155 245V244H154ZM159 245V244H158ZM210 245V246H211ZM218 245V244H217ZM216 245V246H217ZM222 245V243H221ZM228 245V244H227ZM232 245V244H230ZM209 246V249L212 248L213 246L210 247ZM223 246H226V245H223ZM222 246V247H223ZM247 246V245H246ZM218 247V246H217ZM219 247H220V244H219ZM221 247V248H222ZM227 247V246H226ZM249 247V245H248ZM255 247V246H254ZM52 248V247H51ZM50 248V249H51ZM243 248V247H242ZM258 248V247H257ZM261 248V247H260ZM207 249V247H206ZM220 249V248H218ZM226 249V248H225ZM223 249V256H225V252ZM262 249V248H261ZM104 250V249H103ZM205 250V249H204ZM203 250V252H204ZM246 250V249H245ZM264 250V249H263ZM157 251V250H156ZM209 251H212V250H209ZM216 251V250H215ZM221 251V249L219 250ZM219 251L217 252V254L219 253ZM226 251V250H225ZM260 251V250H259ZM258 251V252H259ZM50 252V251H49ZM52 252V251H51ZM152 252V253H151ZM155 252V253H154ZM89 253V252H88ZM106 253V254H107ZM206 253L207 255V250L204 252ZM216 253V252H214ZM49 254V253H48ZM91 254V255H92ZM210 254H213V253H208V255ZM216 254V255H217ZM243 254V253H242ZM242 254L241 256L239 257V259L237 260L236 259V262L237 264H242V259H244L246 257V255H244L245 257H242ZM245 254V252H244ZM252 254V253H251ZM205 255V254H204ZM207 255V256H208ZM220 255V254H219ZM212 256V255H211ZM214 256V255H213ZM221 256V255H220ZM58 259H57V258ZM86 257V256H85ZM101 257V256H100ZM104 257L103 256V259L104 260ZM135 257V258H134ZM216 257V256H215ZM213 257V258H215ZM218 257V256H217ZM216 257V259H217ZM226 257V256H225ZM224 257V258H225ZM237 257V258H238ZM212 258V262H213V259ZM220 258V257H219ZM218 258V259H219ZM236 258V257H235ZM248 258V257H246ZM64 259V258H63ZM62 259V260H63ZM222 259V258H221ZM258 259V258H257ZM61 260V261H62ZM119 260V258H118ZM137 260V259H136ZM193 260V259H192ZM60 261V263H61ZM69 261V260H68ZM97 261V260H96ZM99 261V260H98ZM97 261V262H98ZM120 261V260H119ZM187 261V260H185ZM223 261V259L221 260V262ZM225 261V259H224ZM223 261V263H225ZM231 261H234L235 262V259H232ZM248 261V259H247ZM262 259H258L256 260V262H261ZM90 262V261H89ZM216 262H218L216 260ZM219 262H220V259H219ZM244 262V260H243ZM188 263H191V264H194L193 261H188ZM210 263H211V260H210ZM215 263V262H214ZM230 263V262H229ZM232 263V262H231ZM248 263V262H246ZM255 263V261H254ZM253 263V264H254ZM69 264V263H68ZM96 264V263H95ZM197 264V263H196ZM212 264V263H211ZM217 264V263H216ZM226 264L227 261H226ZM245 264V262H244ZM252 264V263H251Z\"/></svg>",
    "mask_w": 264,
    "mask_h": 264
}]
</instances>
